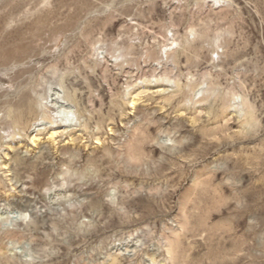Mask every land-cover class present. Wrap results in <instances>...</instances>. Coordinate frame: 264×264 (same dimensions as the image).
Instances as JSON below:
<instances>
[{
    "label": "rangeland",
    "instance_id": "1",
    "mask_svg": "<svg viewBox=\"0 0 264 264\" xmlns=\"http://www.w3.org/2000/svg\"><path fill=\"white\" fill-rule=\"evenodd\" d=\"M0 264H264V0H0Z\"/></svg>",
    "mask_w": 264,
    "mask_h": 264
},
{
    "label": "bare ground",
    "instance_id": "2",
    "mask_svg": "<svg viewBox=\"0 0 264 264\" xmlns=\"http://www.w3.org/2000/svg\"><path fill=\"white\" fill-rule=\"evenodd\" d=\"M133 103V102H132ZM133 105V104H132ZM64 113V112H63ZM61 114V113H60ZM62 115V114H61ZM65 122H68V118H65V120H63ZM51 131V130H50ZM57 133V132H56ZM54 135V132L52 131L50 134H49V137H52ZM55 136V135H54ZM37 138V136H36ZM53 138V137H52ZM50 139V138H49ZM73 140V139H72ZM49 141V140H48ZM31 142L34 143L35 142V137H32L31 138Z\"/></svg>",
    "mask_w": 264,
    "mask_h": 264
}]
</instances>
